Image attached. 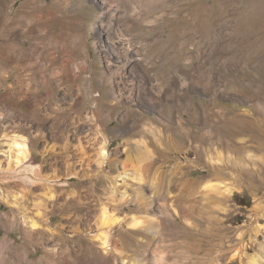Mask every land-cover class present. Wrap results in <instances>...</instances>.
<instances>
[{
    "label": "rangeland",
    "instance_id": "374dc122",
    "mask_svg": "<svg viewBox=\"0 0 264 264\" xmlns=\"http://www.w3.org/2000/svg\"><path fill=\"white\" fill-rule=\"evenodd\" d=\"M224 21L230 45L220 51ZM146 93L160 111L143 104ZM147 118L153 129L142 128ZM102 132L113 159L97 174ZM18 134L31 151L20 166L5 151ZM138 143L155 156L151 205L115 214L161 222L157 236H138L151 264L264 257V0H0V264H61L64 250L75 264L101 258L87 230L113 209L116 158L125 146L134 158ZM29 165L44 181H28ZM39 210L50 229L32 232Z\"/></svg>",
    "mask_w": 264,
    "mask_h": 264
},
{
    "label": "bare ground",
    "instance_id": "6f19581e",
    "mask_svg": "<svg viewBox=\"0 0 264 264\" xmlns=\"http://www.w3.org/2000/svg\"><path fill=\"white\" fill-rule=\"evenodd\" d=\"M249 1L253 2L254 0ZM249 4H247L246 9H244V11L248 12V14L253 11L252 7ZM226 29L227 23L226 21H224V23L220 24V31L217 34L218 37H216L217 45L215 46L220 51L227 50V47L230 45V40L225 34ZM114 47L117 51V57H120L118 48L116 47V45H114ZM231 58H233V56ZM106 81L109 82L110 80L106 79ZM113 96L116 100H113L112 107L115 106L116 102L118 101L115 91H113ZM140 99L144 100L143 104L148 106L149 108L155 111L159 110L156 97L146 93ZM93 106L98 108L97 103H93ZM136 111L141 112L139 108H137ZM130 113V110H126L123 114V117L125 119L129 118ZM134 124L135 123L133 122L130 125H125L124 131L133 127ZM154 125V118H147L142 123V128L144 130H150L155 127ZM109 143L110 138L106 135V133L102 132V141L101 143H99L96 157L94 159V166L97 174L102 173L105 170L107 163L113 159L111 156ZM132 147L135 152L134 158H132L131 153L129 154V150L131 148L126 146L124 147V149H126L128 155L123 158L120 155L118 158H116L119 166L116 175H112L113 184L109 188V196L113 199L114 202L113 209L109 210L107 209V207L101 210L94 227H91L87 230L89 239L94 243L96 251L100 252L101 258L93 261L91 256L86 253V255L78 260L77 264H151L149 258L147 257L148 246L151 243L150 241L144 240L143 242H140V247L142 249H137V245H139L138 241H141V239H138V236L141 231H150L153 232L155 236H157L159 234V230H161V222L159 220L154 221L151 216L148 215L143 218L132 216L130 219H128L127 215H123V217H120L116 216L115 214V211L117 212L116 209L123 208L130 203L135 204L138 207H148L151 205L150 198L145 196V175L147 168L151 167L154 164L153 161L155 156L151 150L147 149L141 143L134 144V146ZM47 150L48 149H46V152ZM5 151L8 152L7 154L9 156H12L11 158L14 157L12 160L16 166L23 165L30 160L31 151L29 149V144L27 140L19 134L13 135V139L11 142H8ZM10 163H12V161H10ZM87 165L90 166V162L87 163ZM29 168L32 172V175L30 174L27 176V179L28 181H30V183H32L33 185H37L38 183L44 181L43 177H41L42 174L40 173V167L38 165H29ZM77 173L78 172L73 173L72 176H77ZM79 174L82 173L79 172ZM130 191L131 193H129ZM2 197L11 206L19 207L20 209L24 208L21 199L22 195H20V193H12L10 191L3 190ZM51 197H53V195ZM37 205L41 206V203L38 202ZM44 214L45 212L42 213V211L39 210L36 216L28 220V224L32 232L43 231L47 228L50 229V227H46L42 223V220L40 221V217H43ZM116 228L119 232L118 237L115 234ZM262 248H264V246H262ZM177 259L178 258L159 257L156 258L152 262V264H181V262H178ZM60 262L61 264H75L69 259V253L67 252V250H64V254L61 256ZM250 264H264V257L255 256L251 260Z\"/></svg>",
    "mask_w": 264,
    "mask_h": 264
},
{
    "label": "trees",
    "instance_id": "16d2710c",
    "mask_svg": "<svg viewBox=\"0 0 264 264\" xmlns=\"http://www.w3.org/2000/svg\"><path fill=\"white\" fill-rule=\"evenodd\" d=\"M236 196L239 197V194H237Z\"/></svg>",
    "mask_w": 264,
    "mask_h": 264
}]
</instances>
